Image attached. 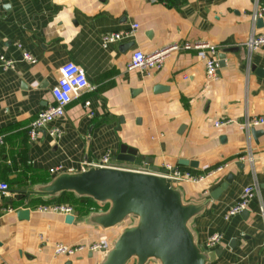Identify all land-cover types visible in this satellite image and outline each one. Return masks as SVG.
<instances>
[{
	"label": "crops",
	"instance_id": "0c3cea01",
	"mask_svg": "<svg viewBox=\"0 0 264 264\" xmlns=\"http://www.w3.org/2000/svg\"><path fill=\"white\" fill-rule=\"evenodd\" d=\"M256 7L263 8L258 23L251 19ZM132 22L137 26L129 36L100 44L103 33L126 30ZM252 29L264 33V0H0V53L13 60L11 67L0 65V182L27 190L59 172L78 171L82 160L104 152L112 159L124 144L136 151L140 164L112 159L122 168L160 172L167 164L206 174L199 182L174 185L184 201H206L189 223L196 242L220 234L219 244L209 250L221 251L206 264H264L259 212V205L264 211V124L254 128L255 135H246L238 124L244 116L264 113V50L247 54L243 44ZM182 41L213 44L216 56L224 50L221 60L216 57L213 78L204 73L207 48L170 50L158 68L127 67L136 48L149 53ZM22 48L34 61L21 57ZM66 62L78 64L92 88L78 90L64 114L30 139L27 126L51 101L50 87ZM224 118L233 122L213 126ZM54 127L58 137L47 133ZM248 145L251 165L238 160ZM55 166L60 171L52 172ZM229 175L217 198L210 199ZM247 185L257 190L246 208L224 219ZM13 190L0 194V262L5 264H96L101 250L66 256L54 255L53 246L102 242L107 248L129 222L101 230L83 222L88 212L100 209L80 214L73 208L74 219L66 223L62 214L36 209L58 203L55 197L25 199ZM23 208L26 219L16 215Z\"/></svg>",
	"mask_w": 264,
	"mask_h": 264
},
{
	"label": "water",
	"instance_id": "95a60500",
	"mask_svg": "<svg viewBox=\"0 0 264 264\" xmlns=\"http://www.w3.org/2000/svg\"><path fill=\"white\" fill-rule=\"evenodd\" d=\"M257 23L260 18L255 20ZM224 50L217 53L221 60ZM218 64H221L218 61ZM162 88L154 85L153 89ZM250 133L255 135L254 128ZM112 159L126 160L136 165L140 158L136 151L121 144ZM179 164L192 166L187 160ZM171 171V170H170ZM167 170L160 172L137 171L117 167H89L84 171H62L42 184H32L29 189L13 190L25 199L30 195L57 197L61 192H72L76 197H87L98 205L107 204L105 210L90 211L84 223L98 229H110L122 225L107 248H102L96 264H206L214 260L220 248L207 250L197 243L189 223L199 214L206 201H184L179 188L165 177ZM230 181V175L223 183L209 193L216 199ZM18 218L26 219L28 209L16 210ZM73 215H64V221H73Z\"/></svg>",
	"mask_w": 264,
	"mask_h": 264
},
{
	"label": "built area",
	"instance_id": "2783aa9c",
	"mask_svg": "<svg viewBox=\"0 0 264 264\" xmlns=\"http://www.w3.org/2000/svg\"><path fill=\"white\" fill-rule=\"evenodd\" d=\"M257 6V5H256ZM262 7H256L251 14V19L254 21L257 16L262 12ZM137 26L136 22H132L130 27L126 30L121 31H108L103 33L100 37V44L104 47L109 42L118 40L122 37L129 36L132 33L133 28ZM245 45L246 52L249 54L253 50L261 49L264 50V33L255 32L253 29L249 31L246 39L243 41ZM188 49V48H207V57L204 60V73L207 79H211L215 76L216 72V52L217 49L213 44H210L206 41H182L174 42L162 48L156 49L149 53H145L142 50L136 48L131 52L127 67L129 68H158L160 67L164 55L170 50L178 49ZM21 57L30 62L34 61V57L25 49H21ZM0 65L3 68L11 67L13 65V60L8 57H4L0 53ZM82 88H92L88 83L83 69L76 63L66 62L59 67V76L57 81L50 87L51 101L41 109L35 117L30 121L27 126L26 134L30 139L35 138L37 133L44 128V126L52 121L56 117H60L64 114V108L66 103H68L71 97L77 94L78 90ZM84 106H87V102H84ZM90 114V113H89ZM233 119L224 118L217 119L212 122L213 126L218 127L222 125L231 124ZM238 124L246 132V135H249L250 129L259 127L264 124V113L254 115V116H244ZM48 135L52 137L59 136V130L57 128H50L47 130ZM238 160L247 162L249 165L252 164V154L249 150V145L246 148V152L238 157ZM89 167H117L122 168L112 161L108 152H104L95 160H82L78 164V171H84ZM222 166H217L213 169L212 172L218 171ZM123 169H132L137 171H146L141 167L133 168H123ZM164 169L167 170L166 174H163L165 177L171 180V183L175 185L177 182H199L201 181L206 174L193 173L190 170L179 169L177 167H171L169 165H164ZM171 170V171H170ZM52 172L60 171V166H55L51 169ZM256 185H247L245 186L237 200L228 206L223 213V218L227 219L230 216L242 212L251 197L256 192ZM8 192L7 184L0 182V194H5ZM40 212H52L62 215L71 214L73 215V207L67 203H53L48 205H40L36 208ZM260 215L264 218V211L261 205H259ZM220 234L213 233L208 236L205 241L202 243L204 248L209 250L210 248L219 244ZM104 248L102 242H92L88 245L75 244V245H65L61 243H56L53 246L54 255H66L71 256L76 252L82 251L84 249L91 251H100ZM0 264H5L0 262Z\"/></svg>",
	"mask_w": 264,
	"mask_h": 264
},
{
	"label": "trees",
	"instance_id": "16d2710c",
	"mask_svg": "<svg viewBox=\"0 0 264 264\" xmlns=\"http://www.w3.org/2000/svg\"><path fill=\"white\" fill-rule=\"evenodd\" d=\"M47 181V180H46ZM7 184L8 190H13V189H25L21 188L23 187L21 184ZM30 185V184H28ZM27 185V186H28ZM85 200L81 201L79 198H76L72 192H66L63 191L61 192L57 197L54 198L55 202L58 203H68V201H73V206L71 205L75 210H78L80 214H86L89 210H97V209H106V204L104 205H98L96 202L91 200L90 198H84Z\"/></svg>",
	"mask_w": 264,
	"mask_h": 264
},
{
	"label": "rangeland",
	"instance_id": "374dc122",
	"mask_svg": "<svg viewBox=\"0 0 264 264\" xmlns=\"http://www.w3.org/2000/svg\"><path fill=\"white\" fill-rule=\"evenodd\" d=\"M30 185H32V184H30ZM29 187H30V186H28V189H29ZM68 203L71 204L72 206H73V204H74L73 201H68ZM74 205H75V204H74ZM106 207H107V204H106ZM100 210L103 211V210H105V209H100Z\"/></svg>",
	"mask_w": 264,
	"mask_h": 264
}]
</instances>
